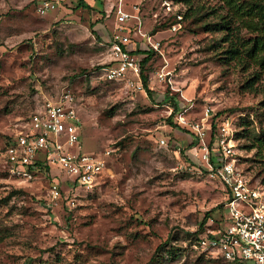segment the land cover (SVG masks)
Masks as SVG:
<instances>
[{"label":"rangeland","instance_id":"obj_1","mask_svg":"<svg viewBox=\"0 0 264 264\" xmlns=\"http://www.w3.org/2000/svg\"><path fill=\"white\" fill-rule=\"evenodd\" d=\"M42 1L0 0V264H227L199 246L201 230L226 214L201 148L226 138L237 170L264 198V65L225 53L231 32L244 50L264 29L234 19L221 28L220 17L234 12L227 0H124L134 16L121 31L113 0H63L40 14ZM114 32L152 52L150 95L131 76L102 77ZM66 92L79 117L74 151L101 155L105 166L91 187L65 177L52 199L51 177L9 174L3 150L33 112ZM50 174L64 176L56 166Z\"/></svg>","mask_w":264,"mask_h":264},{"label":"built area","instance_id":"obj_2","mask_svg":"<svg viewBox=\"0 0 264 264\" xmlns=\"http://www.w3.org/2000/svg\"><path fill=\"white\" fill-rule=\"evenodd\" d=\"M62 1L43 0L37 11L45 14ZM126 5L124 0H113L111 4L116 30L121 31L122 25L134 16L126 10ZM129 43L128 35L112 34L109 44L111 59L107 66L101 68L102 77L108 81H121L131 76L135 80L131 84L142 88L138 58L131 53ZM205 114H208V109ZM78 124L79 117L71 93H62L58 99L45 102L40 110L29 116L25 128L11 134V139L5 144L3 159L9 174L31 179L35 173L44 171L51 177L52 199L60 197L65 177L84 187L93 186L104 169L105 161L96 153L74 151L81 144ZM192 131L196 136H203L198 125L193 126ZM159 142L166 145L164 139ZM231 147L226 138H217L201 148L207 171L223 185L226 214L216 227L205 229L199 246L208 255L231 264H264V198L237 170ZM196 149L189 150L193 157H198ZM55 166L64 176L50 174Z\"/></svg>","mask_w":264,"mask_h":264},{"label":"trees","instance_id":"obj_3","mask_svg":"<svg viewBox=\"0 0 264 264\" xmlns=\"http://www.w3.org/2000/svg\"><path fill=\"white\" fill-rule=\"evenodd\" d=\"M227 4L229 5V8L232 9L234 12L229 16H221L219 25L221 28H225L229 30V25L231 21L236 20L242 25L243 27H248L249 29L256 31L260 30L261 28L264 29V2H252L249 7H243L241 4H236L232 0H227ZM93 24H90L91 31ZM226 35H229V33H226ZM231 37H228L226 40L229 43L228 49L225 51L229 55V58L236 61H243L245 57H253L257 61H259V64L264 65V33L260 34L259 36H255L253 40L247 43V45H244V50H240L237 46V42L232 39V32L230 33ZM243 45V44H242ZM245 55H243V52ZM131 53L137 56L138 62H139V72H140V78L142 83V88L146 91L147 95L151 94V90L148 87V76L145 74V67L148 63V61L152 57V52L149 49H131ZM109 63L104 64L101 66V68L107 66ZM99 68V71L100 69ZM108 81V80H107ZM166 99V96L164 97ZM172 111H175L177 109V105L175 103H172ZM168 124L172 125L171 117L167 118ZM175 125V124H174ZM11 139V136L8 137L6 143ZM260 147L264 151V138L260 140L259 142ZM211 144V142H210ZM193 145H195V141H192L190 144H188L187 148H191ZM185 149L180 148L179 153L182 155L184 153ZM186 159V157H185ZM47 169V168H46ZM44 171H39L35 173L41 174ZM224 203V202H223ZM223 203L220 205L222 206ZM206 222V216L201 220L200 222V228L204 226ZM205 232V229L203 228L200 232L202 235ZM200 237L198 238V240ZM217 259V258H216ZM221 260V259H220ZM223 261V260H222ZM227 264H231L230 262H226ZM234 264H245V263H234Z\"/></svg>","mask_w":264,"mask_h":264}]
</instances>
